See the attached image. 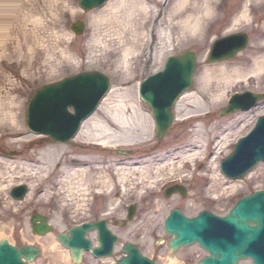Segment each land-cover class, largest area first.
<instances>
[{
  "label": "rangeland",
  "instance_id": "rangeland-1",
  "mask_svg": "<svg viewBox=\"0 0 264 264\" xmlns=\"http://www.w3.org/2000/svg\"><path fill=\"white\" fill-rule=\"evenodd\" d=\"M24 1L27 2V0ZM78 1L70 0L71 10L61 18L57 16L64 9L61 8V5L52 14L48 13L44 4L38 6L39 9H36V13H31L30 18L33 17L34 22L32 24L27 23L26 29H34V31L28 39H25L30 49L21 50V56L18 59L16 55L13 56L12 62L16 65V69L13 72H4L3 79L4 81L7 79L6 83L0 82L1 96L8 93L9 97L14 98L16 102V124L19 125L17 127L16 124H12L7 120L0 122L13 131L20 128L23 130L24 135L4 138L0 133V156L10 162H19L22 161L21 158H26L29 155L39 157L47 145H51L56 148V151L54 150L51 154L53 158L63 153L66 157L67 155L76 158L83 157L90 162L92 171H89L86 175L89 186H86V188L75 186L67 192L65 191L66 188L61 187L54 179L56 173L45 178V175H47L45 172L29 175L18 172V170H12L18 164L2 165L5 168L11 167L9 170L11 174L6 176L14 178V180L0 194V238L11 242L17 247L26 244L39 247L41 250L40 255L31 264H68L66 260L67 250L60 244H57L55 248L53 247L55 235L66 232L81 222L105 219L109 223L110 230L119 238V244L112 258L99 260L93 258L89 253H84L81 264H113L118 259V248L128 242L136 245L145 257L157 264H169V261H174L176 264H198L202 258L207 256L206 252L198 245L193 244L172 253L168 251L166 243L156 245V242L167 239L162 223L170 210L178 208L187 217H194L203 210L211 211L218 216H224L238 198L251 193V191L264 188V166L262 165H258L244 179L235 182L225 179L219 171L220 162L232 152L237 138L245 135L253 127L256 118L264 114V102L259 103L254 109L245 113H236L221 118L217 115L226 106L230 94L234 92L241 93L244 90H250L254 93L264 92V74H248L242 80L221 82L225 94L216 105H207L208 91L201 90L198 92V85L200 82L202 83L201 79L206 69L223 66L238 68V70L251 69L253 64L251 54L254 52L252 48L258 40L257 35L260 30L264 29V0H252L251 2L260 3L263 7L250 9L248 20L246 22L240 21L229 32H214L217 27L215 28L213 25L211 27L205 26L207 36L205 42L198 45H183L167 53L158 68L151 69L150 64L146 63L143 58L134 62L129 77L133 80L128 81L126 87L122 88H129L125 101L128 100L127 103H132L134 107L138 105V108H140L136 115L131 111L128 122L132 126L136 121L145 124L147 131L139 138L147 139V144L138 147V150L145 152L126 159L135 161L143 155H152L150 157H154L152 160H156V162H149L144 167L147 170L143 174L137 169H134V171L131 170L132 168L129 169L131 171L130 177L124 186L112 175L115 173L113 163L118 162L117 158L119 157L116 158L115 155L108 152H97L95 149L93 151L79 150L68 144L47 143L45 141L38 144L42 137L32 134L25 126L26 105L33 94L46 84L79 72L97 71L110 78L109 91L103 98V100L107 99L105 102L107 107L117 104L120 100L116 95L107 98L111 90L120 87L115 85L116 79L113 74L114 69L111 66V59H108L107 63H103L104 61L95 62L93 59L95 53L89 49L94 35L97 34L89 20L93 18L92 16L98 9L83 12L78 7ZM15 2H17L15 6H17L21 3V0ZM224 3V6L222 5V16L225 18L223 26L227 25L231 16H226L227 8L231 7L234 9L233 13L237 12L235 17L241 11V0H227ZM28 9V7H25L23 10L27 16L29 14ZM76 21H81L85 26L84 33L80 37H75L70 30V25ZM3 23L0 21V29ZM17 25L14 26L10 22L9 28L15 30L17 27H22ZM234 33H245L248 36L247 48L237 55L233 61L207 64L206 57L211 44L221 37ZM15 36L16 33L12 35L8 42L6 41L11 50H16L20 43V41H15ZM186 51H193L196 54L197 70L194 74L191 91H197V93L192 97L193 99L183 100L180 103L181 108L178 110L173 108L174 116L180 118L187 113V110H190L199 111L203 118H207L205 122L189 124L182 123L183 120L178 119L163 137L161 143L158 144L156 140H153L154 123L150 110L138 95L139 85L148 77L161 71L168 56H178ZM105 105L103 108H105ZM98 114L99 117H96V119L98 121L102 120L101 118L105 113L100 109L97 112ZM140 114H142V117H140ZM211 125L217 127L214 133L210 131ZM197 128L200 129L203 146H206L202 151L203 157L209 158V160L215 159V162H209L208 165L195 162L193 166L190 164L191 162L186 163L179 156L183 151L181 149L176 151L177 153L175 152L176 155H173L174 164H171L173 161L169 157L170 147L172 145L176 147L181 145L182 147L186 134ZM132 129L138 130L135 127H132ZM208 139L218 141V149L216 146L211 145V142H207ZM9 152H15L16 155L7 156ZM177 158L180 161H177ZM180 164L186 166L187 169H180ZM197 167L199 172L194 174ZM172 168L175 172L171 173ZM119 172L121 173V171ZM198 173L205 176L198 175L197 177ZM45 179L47 180L45 181ZM0 180L2 179L0 178ZM101 181L108 187L102 190L99 189L98 186ZM171 181H181V185L187 193L185 198L182 199L178 194H174L166 199L159 193L161 185L170 184ZM16 184H24L28 188L27 195L21 202H15L9 196L10 190ZM133 202L137 208L133 220L122 228L113 227L111 222H121L125 218L127 204ZM33 212L48 219L49 225L53 228V233L46 236L32 235L29 219ZM87 237L95 244L96 234L94 232L89 233ZM238 264H251V262L243 260Z\"/></svg>",
  "mask_w": 264,
  "mask_h": 264
},
{
  "label": "bare ground",
  "instance_id": "bare-ground-1",
  "mask_svg": "<svg viewBox=\"0 0 264 264\" xmlns=\"http://www.w3.org/2000/svg\"><path fill=\"white\" fill-rule=\"evenodd\" d=\"M15 1L16 0H0V21L4 22L2 24L3 25L2 28L0 29V47H1L0 48V82L3 83L4 82L6 83L7 80L6 79L4 81L3 73L7 71L13 72L16 69V65H14V63L12 62L13 56L16 55V58L18 59L21 56L20 53L21 50L26 51L30 49L29 45L27 44V40L25 39H28V37L31 36L30 34H32L34 29L31 30L26 29L27 27L26 25L27 23L32 24V22H34L32 19L33 17L30 18L31 17L30 15L36 13V9H39L38 6L44 4L47 7L48 13L52 14L61 5V8L64 9L63 11L59 12V14L57 15L58 18L66 16L71 10L70 0H29V1L27 0V2L21 0V3L18 4L17 6H15V3H17ZM224 1L226 2L227 0H106L105 5L102 6L100 9L95 8L98 10L94 13V15L92 16L93 18L90 19L89 21L92 27L97 31V34L94 35V38L92 40V43L90 44L89 49H91L95 53L94 55L95 57L93 58L95 62L104 61L103 63L105 62L107 63L108 59H111V66L115 71V72L113 71V74L115 75V79H116L115 85L116 86L119 85L120 87L111 90L107 98H111V96L116 95L120 100H118L117 104L111 107H107V104L105 105L107 99L100 101L99 103L100 106L96 107L85 119H83L80 122L79 127L77 128L78 132L76 131L75 132L76 134L74 133L77 137L76 136L74 137L73 142L76 139H83V144L86 145L87 148L90 149V151L91 148H94L95 151L97 152H108L115 155L116 158L119 157L117 158L118 162L113 163V166H115L113 167L115 173H113L112 171L113 173L112 175H114V177L117 178V181L121 183L123 186L130 177L131 171L129 169L132 168L131 169L132 171H134V169H137L143 174V172L147 170L144 167L149 162H156V160L155 161L152 160L154 157H150L152 155H143L142 157L136 159L138 160L137 162L136 160L133 161L126 159L136 154L145 152L143 150L141 151L138 150V147L147 144V139L139 138L142 137L141 135L145 134V132L147 131L145 124L143 122L136 121L133 123L132 126V124L128 122V116L130 113H132L131 111H133L134 115H136V112L139 111L140 108H138V105H135L134 107L132 103H127L128 100L125 101L129 88L128 89L122 88L128 84L127 83L128 81L133 80L132 78L129 77L133 70L134 62L143 58L146 63L150 64L149 66L151 69L158 68L159 66H161L162 59L164 58L165 55H167V53L174 51L175 49H178L183 45H190V44L198 45L205 42V39L207 37L205 34V30H206L205 26L211 27L213 25L215 26V28L217 27L214 32L221 31V33H226L232 30L233 26L240 23V21L246 22L248 20L250 9L254 10L255 8L257 9L263 7L262 4L260 3L251 2L252 0H241L240 14L237 17H235L237 12L233 13L234 12L233 8L231 7L227 8L226 16L229 15L231 16H230V20L227 22V25L223 26L225 18L222 16V10H223L222 5L225 4ZM25 7L29 8L28 16L24 14L23 10L25 9ZM10 22L14 26L18 24L21 25L22 27H17L15 30H13L9 28ZM84 30H85V26L83 32ZM71 32L75 35V33L72 30ZM15 33H16L15 41H20V43L16 48V50H11L9 49V46L6 44V41L8 42L10 38H12V35ZM245 36L247 38V43L245 47L240 51H238L235 54L234 58H232V60H226V59L219 60L218 62L215 63L233 61L237 55L242 53L247 48L249 42L248 36L246 34ZM257 36H258V40L256 41L255 45L252 48L254 52H252L251 54V57L253 58L252 60L253 64L251 66V69L247 68V69L238 70V68L223 66L220 68L206 69L203 72V76L201 79L202 83L200 82V84L198 85V92L201 90L208 91L207 94L208 106L216 105L223 98L225 92L222 88L221 82L223 81L229 82L230 80H240V79L242 80L245 79V77L248 76V74H252V75L260 74V73L264 74V29L260 30ZM226 37H228V35L221 37L217 40ZM210 49L211 47L209 48V52L206 58H209ZM190 54H194L196 57L195 52L192 51ZM178 56H182V55L180 54ZM164 63L165 64H163L162 70L159 71L158 73L164 71L166 60ZM206 63H207V59H206ZM215 63H207V64H215ZM196 70H197V59L195 60V72ZM158 73H155L154 75L145 79V81L141 82L139 85V89L142 83L146 81L148 82L149 78L157 75ZM99 74L106 77L109 80V82L111 81L110 78L107 77L106 75L102 73ZM8 85L12 86L11 84ZM192 86H193V81L191 82L190 88L182 89V92L179 94L177 99L173 101L172 107H170L171 109L169 108L171 114L174 115L173 108L176 110L181 108L180 103L183 100L193 99L192 97L196 95L197 91L195 92L191 91ZM44 88L47 87L43 86L42 88L38 89L33 95H35L38 91ZM251 92L252 94L254 93L253 91ZM1 94L2 92L0 91V121L3 122L7 120L12 122V124H16V117H17L16 102L14 98L9 97L8 93H6L7 95H3V96H1ZM235 94L240 95L239 92H235ZM230 95L233 96V93ZM261 102H264V97L263 99L261 97L256 102V104H259ZM160 104L162 105L163 108L169 107L168 105H164L163 103ZM104 105L105 108H103ZM256 106L257 105L245 111L235 112V110H231L232 105L231 103H229V101H227L226 106L217 115L221 118L236 113H245L254 109ZM100 109L105 113V115H103L102 118L100 117L102 120L98 121L96 117H99V114L97 115V112ZM71 110H72L71 107H68V111L70 113L72 112ZM224 110L232 111V112H230L229 114L220 115V113ZM199 113H200L199 111L187 110V113L180 118L174 116L173 120L170 122V126L164 130L163 135H161V138L160 139L157 138L158 139L157 142L161 143L163 137L169 132L171 126H173L176 123V121H178V119L183 120L182 123L184 122L186 124L199 123L202 121L205 122L207 117L203 118V116ZM140 117H142V114H140ZM260 117H264V114L260 115ZM152 119L155 130L156 122L153 117ZM257 121L258 120L256 119L255 122ZM1 122H0V133H2V137L10 138L13 136L17 137L24 135L23 130H21L20 128L17 129L16 131H13L12 129L5 127L4 126L5 124H1ZM18 125L19 124H16L17 127ZM255 126L256 124L254 125V127H252L250 130L247 131L248 135L250 133H254ZM132 127L138 128V130H133ZM216 128H217L216 125H211L210 131L214 133L216 131ZM255 141L257 142V145L260 146L259 140L256 139ZM46 142L57 143L49 140V138L47 139ZM207 142H211V145L216 146V148L218 149L219 142L218 141L216 142L215 139L213 140L208 139ZM238 142L234 143L232 153L236 148V146H238ZM39 143L40 142H38V144ZM183 143L184 145L182 147L181 145L179 147H176L175 145H172L170 147L171 151L169 152L170 153L169 157H171V161H173L171 162V164H174L173 155H176L177 153L176 151H179L181 149L183 151L182 154H180L179 156L185 160L184 162L186 163L191 162L190 164H192L193 166L195 162H199V164L202 165L204 164L208 165L209 162H215V159L209 160V158L203 157L202 151L203 149L206 148V146H203L202 136L200 135L199 128L193 130V132L186 134ZM58 144H64V145L68 144L71 146L69 141L66 143L58 142ZM77 146L79 147V145ZM78 147L75 148L79 150H84L83 148H78ZM54 150L56 151V148H53V146L51 145H47V147L42 151L39 157H37L36 155L35 156L29 155L26 158H21L20 160L22 161L19 162L18 161L10 162L6 159H2V157L0 156V178L2 179L0 180V194L4 192L5 191L4 189L8 186V184L14 180V178H9L8 176H6L8 174H11L9 171L11 167L5 168L2 167V165H12V164H18L15 167H13L12 170H18V172H24L29 175H37L39 173L45 172V174H47L45 175L46 178L47 176H53L56 173L54 179L61 185V187L66 188L65 191L67 192L73 189L75 186L83 187V188H86V186L88 187L89 183L87 182L86 175L87 173H89V171L90 172L92 171L90 162H88V160H86L83 157L76 158L70 155H67L66 157L65 155H63V153L58 157L53 158L51 154H53ZM13 155H16V153L15 152L7 153V156L12 157ZM254 155H259V154L254 153ZM64 156L66 157L65 159L63 158ZM176 160L180 161L178 158ZM256 161L252 159L251 162L252 164H254ZM239 162H241V160H239ZM221 163L222 162H220L219 164L220 173H221L220 170ZM258 165L264 166L263 161L259 160L254 165H249L247 162L246 167L249 168L248 171H246V173H244V175L242 176V179L247 177L249 173H252ZM179 167L180 169L183 170L187 169L186 166L181 164ZM198 169H199L198 167L195 168L194 174L196 172H199L197 171ZM119 171H121V173ZM170 172L171 173L175 172V170L172 168ZM198 175H202V177L205 176L204 174L201 173H198L196 176L198 177ZM46 180L47 179H45V181ZM227 180L232 182L237 181V179H227ZM104 184L105 183L101 181L98 188L101 190L103 188H107L108 186ZM165 185L167 186L162 191L161 193L162 196L169 194V192H171L170 190L172 189L182 199L186 197L187 193L182 189H180V187H178V185L174 184L173 182H170V184H165ZM16 186L25 187L26 190L24 196L27 195L28 188L26 185L16 184ZM260 189L262 190H258V191H262V192L264 191V188H260ZM11 192H9L10 198H11ZM16 201L21 202V200H15V202ZM127 206L129 207L126 208L125 218L121 220L122 222H125L124 224H128L133 220L135 216V212L137 210L136 204L134 202L127 204ZM178 211L185 217V215L182 213L180 209ZM202 212L205 213L209 212L213 215V213L208 210H203L198 214ZM130 213L132 214V217L127 220L128 216H130ZM35 216H39V215L33 214L30 217L33 218ZM165 218L163 220V223L165 221ZM105 223L109 224L108 222ZM118 226L120 227L123 225H118ZM66 232L63 233L67 234ZM91 232H94L96 234V242H95L96 247L92 248L91 246V249L99 248L97 242L98 240L97 231H93V230L89 231L85 235V238L87 239L88 238L87 235ZM111 234L115 237L117 236L113 232H111ZM2 240H4L11 247L16 248L17 250H20L25 246L33 247L37 249L39 252V254L36 257L40 255L41 250L37 246L26 244L23 245L22 247H17L11 244V242H8L7 240L2 238H0V243ZM36 240L38 239L36 238ZM54 240L55 243L53 244V247L55 248L57 247V244H59V242L56 240L55 237ZM164 241L165 240H162L158 244H162L164 243ZM118 244L119 241L116 240L114 245L117 246ZM126 244L133 245V243L128 242L122 244L118 249L121 251L123 246ZM136 248L138 249V247ZM201 249L205 251L207 254V256H205L202 259H205L210 256L208 251L204 250L203 248ZM67 252H68V256L66 257L67 263L73 264L71 256L69 254V250H67ZM112 253H113V249H112ZM139 253L142 256H144L140 250ZM121 255L122 254L119 253V258L115 260L113 264H115L117 261L120 260ZM91 256L95 259L104 260V259L112 258L113 255H110L108 257H100V258H96L92 254ZM82 258L83 255L81 254V259L78 264H81ZM245 260H249L251 264H253V261L250 260L249 258ZM33 261H31L29 264L33 263ZM151 261L157 264L155 261L153 260ZM200 262L201 260L199 261V263ZM239 262H241V260L236 262V264H238ZM169 264H176V263L174 261H169Z\"/></svg>",
  "mask_w": 264,
  "mask_h": 264
},
{
  "label": "water",
  "instance_id": "water-1",
  "mask_svg": "<svg viewBox=\"0 0 264 264\" xmlns=\"http://www.w3.org/2000/svg\"><path fill=\"white\" fill-rule=\"evenodd\" d=\"M105 1L79 0V8L88 12L101 7ZM83 29L84 25L81 22L71 25V30L76 36L82 35ZM246 43L245 34H235L215 41L211 46L207 63L232 60ZM190 53L169 57L164 71L149 78L148 82L142 83L140 87L139 95L151 111L159 139L173 120L170 113L173 101L183 88L191 87L196 57ZM108 89L109 80L96 72L79 74L44 88L38 91L28 104L26 126L34 133L47 135L53 142L66 143L77 131L80 122L97 107ZM260 98L246 92L231 96L229 103L232 105L231 110L245 111L255 106ZM160 103L169 107L163 108ZM68 107H71V113ZM230 112L232 111L224 110L220 115ZM254 129V133L241 139L233 153L222 161L220 170L227 179H242L249 168L246 167L247 162L249 165H254L259 160L264 163V117L258 118ZM256 139L259 140L260 146L257 145ZM252 159L257 161L252 164ZM25 190V187H17L11 192V197L22 200ZM170 191L166 198L174 193L172 189ZM131 217L130 213L127 220ZM46 222L47 219L44 217H33L31 219L33 234L43 236L52 232V228ZM163 228L167 237L171 238L168 242L171 252L192 244H198L208 251L210 256L202 259L199 264H236L239 260L248 258L253 264H264V191L241 198L224 217L202 212L194 218H185L174 209L165 219ZM93 229L98 232L99 248L95 249H91L90 241L85 238ZM55 238L69 250L73 264L79 263L83 251H90L96 258L110 256L113 244L117 240L107 230L104 221L83 224L72 228L67 234L59 233ZM121 253L126 256L115 264H155L142 256L131 244L124 245ZM38 254V250L33 247L25 246L17 250L4 240L0 243V264H29Z\"/></svg>",
  "mask_w": 264,
  "mask_h": 264
},
{
  "label": "flooded vegetation",
  "instance_id": "flooded-vegetation-1",
  "mask_svg": "<svg viewBox=\"0 0 264 264\" xmlns=\"http://www.w3.org/2000/svg\"><path fill=\"white\" fill-rule=\"evenodd\" d=\"M77 147V146H76ZM78 148H80V147H78ZM84 149V148H83ZM118 258H119V255H118Z\"/></svg>",
  "mask_w": 264,
  "mask_h": 264
}]
</instances>
